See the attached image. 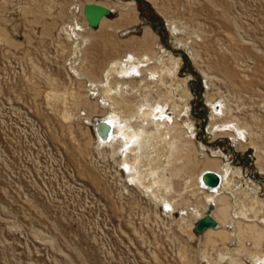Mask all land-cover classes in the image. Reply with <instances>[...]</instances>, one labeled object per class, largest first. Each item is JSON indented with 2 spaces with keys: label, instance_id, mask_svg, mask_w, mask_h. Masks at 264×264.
Masks as SVG:
<instances>
[{
  "label": "rangeland",
  "instance_id": "1",
  "mask_svg": "<svg viewBox=\"0 0 264 264\" xmlns=\"http://www.w3.org/2000/svg\"><path fill=\"white\" fill-rule=\"evenodd\" d=\"M106 1L122 3L124 13L115 8L100 26L85 25L80 78L71 69L73 42L61 30L74 21L82 23L79 0H0V264H228L216 257L222 246L219 235L210 239L217 241L216 248L206 246L194 227L191 238L180 210H162L160 202L128 181L120 157L116 161L95 150L96 139H90L94 130L85 118L83 80L88 71L100 78L107 60L127 49L142 51L139 42L146 27L145 49L163 55L167 65L176 59V76L160 88H173L181 105L186 99L182 120L193 127L188 153L195 166L175 162L160 167V173L169 177L179 168L169 181L173 189L184 191L185 176L199 172L203 154L213 157V148L232 164L238 162L243 178L261 177L264 0ZM144 15L155 26L175 28H155ZM153 91L149 97H156ZM206 96L224 100L228 113L236 116L234 123L249 125L244 148L207 131ZM65 110L70 118L61 115ZM160 148L158 153L146 149L144 161L164 165L167 147ZM239 181L237 197L246 188L245 180ZM255 182L262 199L264 182ZM227 198L235 201L230 193ZM188 201L195 202L193 197ZM225 245L234 248L236 241ZM246 246H251L249 240ZM204 249L209 261L202 256Z\"/></svg>",
  "mask_w": 264,
  "mask_h": 264
},
{
  "label": "bare ground",
  "instance_id": "2",
  "mask_svg": "<svg viewBox=\"0 0 264 264\" xmlns=\"http://www.w3.org/2000/svg\"><path fill=\"white\" fill-rule=\"evenodd\" d=\"M85 2L99 3L108 7L111 12L115 8H120V14L124 13L123 5L120 2L79 0L78 9L82 23L74 21L73 24L61 27L67 39L69 38L73 42L71 51L74 59L71 62V69L78 76L83 74L80 73L77 64L82 45L88 38L82 33L87 25L81 11ZM106 18V16H102L96 27L100 26ZM170 25L165 24L166 29L168 28L167 30L172 32L175 27ZM147 34L148 30L145 27L139 42L142 51L127 49L121 56H113L107 60L100 78L91 75L89 71V75L87 73L85 75L87 78L84 77L86 93L83 94L85 96L83 103L87 110L85 118L91 123L94 130V136L90 139H96L94 140L95 144L97 143L95 150L115 156L116 161L120 157L118 163L126 172L128 181L160 202L164 206V208L162 206V210L168 214L180 210V219L186 223L185 226L191 238L195 236L193 231H190L194 227L195 219L202 216L207 204L211 203L210 215L216 225L206 228L201 233L205 237V245L209 244L211 248H216L217 245L216 240L210 242L211 235H219L222 241V246L217 247L218 251L216 252V257L219 260H227L228 264H245L240 260V256H242L251 261V264H264V226L258 223H264V198L260 199L257 196L255 187L256 180L264 182V168L257 166L258 172L263 176L257 178L251 175L245 179L238 162L232 164L220 150L212 148L209 151L213 157L207 153L203 154L205 159L200 171L195 174L188 172L185 176L184 191L173 189V185L169 181L170 176L178 174L179 168H175V171L171 170L169 177L160 173V167L170 168L171 164L175 162H180L183 168H187L191 164L195 166L188 153L193 144V127L189 120H182V113L187 112L186 99L181 105L174 98L173 88L163 89L164 91L160 88L161 85L164 86L167 83L169 78L176 76V59L170 57L172 61L170 65H167L163 55H156V52L152 49L148 50L149 48L146 50ZM152 83L156 89H152ZM158 88L159 91H157ZM152 90L156 91V97H149ZM175 90L178 89L175 88ZM49 93L47 96L50 99L52 94ZM183 93L185 96L187 95L185 88ZM77 97L79 98V96ZM179 98H183L181 94ZM205 103L210 109L207 131L212 130L214 135H218L217 137H229L230 141L239 145V148H244L246 144L244 141L247 142L244 132L249 125L245 121L234 123L236 116L228 113V107L224 100L215 102L211 97L206 96ZM68 111L65 110L61 114L66 119L71 117ZM96 112L100 113L96 114ZM93 116L97 118L93 119ZM98 119L105 120L110 125L106 137L98 135L95 123ZM248 143L256 150V145L251 139ZM160 145L162 149L164 146L167 147L166 157L163 155L166 158V160L164 159L165 163L160 166H151L152 164L147 163L148 161H144L143 155L149 148L152 151L157 149L156 153H158ZM201 148L202 151L207 149L202 145ZM146 154L151 153L146 152ZM224 156H226L225 159ZM204 170L213 171L219 176L216 186H206L200 181V174ZM240 179L245 180L246 188L237 192L240 194L237 197L235 192L239 189L236 187ZM170 191H173L176 197L170 195ZM184 192H188V197H193L195 202H189L188 197L184 196ZM228 193L232 194L235 201H229ZM232 239H235L236 246L229 248L225 242ZM246 240L250 241V247L246 246ZM209 255L204 249L202 256L206 261L210 260Z\"/></svg>",
  "mask_w": 264,
  "mask_h": 264
},
{
  "label": "water",
  "instance_id": "3",
  "mask_svg": "<svg viewBox=\"0 0 264 264\" xmlns=\"http://www.w3.org/2000/svg\"><path fill=\"white\" fill-rule=\"evenodd\" d=\"M82 14L85 18V22L89 27H96L99 19L102 16H108L111 13V10L104 5H101L96 2H85L81 8ZM145 16V15H144ZM146 17V16H145ZM147 18V17H146ZM149 19L155 28H163L166 30L165 24H161L160 26H155L154 21L150 18ZM97 132L100 137H106L110 130V125L105 120L98 119L96 122ZM200 181L204 183L206 186H216L219 181V176L210 170H204L200 174ZM212 209V204H207V207L202 216L198 217L194 221V230L197 233H201L208 227H215V221L210 215V211Z\"/></svg>",
  "mask_w": 264,
  "mask_h": 264
}]
</instances>
